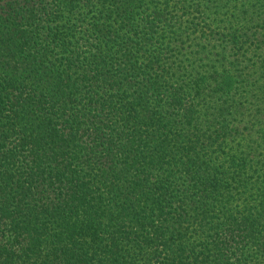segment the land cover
Returning a JSON list of instances; mask_svg holds the SVG:
<instances>
[{
    "label": "trees",
    "instance_id": "1",
    "mask_svg": "<svg viewBox=\"0 0 264 264\" xmlns=\"http://www.w3.org/2000/svg\"><path fill=\"white\" fill-rule=\"evenodd\" d=\"M0 264H264V0H0Z\"/></svg>",
    "mask_w": 264,
    "mask_h": 264
}]
</instances>
